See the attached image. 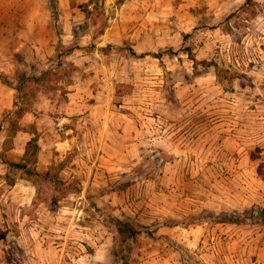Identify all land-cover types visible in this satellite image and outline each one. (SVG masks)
<instances>
[{"label": "rangeland", "instance_id": "obj_1", "mask_svg": "<svg viewBox=\"0 0 264 264\" xmlns=\"http://www.w3.org/2000/svg\"><path fill=\"white\" fill-rule=\"evenodd\" d=\"M0 10V264H264V0Z\"/></svg>", "mask_w": 264, "mask_h": 264}, {"label": "crops", "instance_id": "obj_2", "mask_svg": "<svg viewBox=\"0 0 264 264\" xmlns=\"http://www.w3.org/2000/svg\"><path fill=\"white\" fill-rule=\"evenodd\" d=\"M6 12H8V10ZM0 14H1V10H0ZM3 35L4 34L3 32H1V29H0V60H4L7 50H8L7 40L5 39V36ZM1 65H3L2 62H0V66ZM7 66H10V64H8ZM12 67L13 65H11V68ZM14 68H15V65H14ZM7 78L10 79V75H8ZM12 85H9L6 81L2 80L1 75H0V119L2 117L3 112L5 111L7 112L13 109L14 107H16L15 101L18 98L17 92L19 91V89H17V86H15L14 83ZM263 195H264V189H263ZM263 204H264V198H263Z\"/></svg>", "mask_w": 264, "mask_h": 264}, {"label": "trees", "instance_id": "obj_3", "mask_svg": "<svg viewBox=\"0 0 264 264\" xmlns=\"http://www.w3.org/2000/svg\"><path fill=\"white\" fill-rule=\"evenodd\" d=\"M20 87L17 86V89H19ZM17 101L18 99L15 101V106L17 105ZM35 148H36V144L34 142V139H30L29 141H27L26 146H25V150H24V154H34L35 153ZM7 160V159H6ZM8 164H11L15 167H18L20 169L23 170H29L27 169V165L24 162H15V161H5ZM263 214H264V210H263Z\"/></svg>", "mask_w": 264, "mask_h": 264}]
</instances>
